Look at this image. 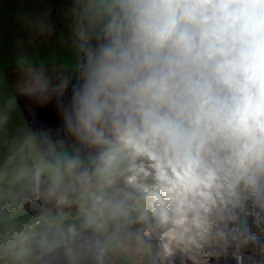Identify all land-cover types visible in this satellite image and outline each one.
I'll list each match as a JSON object with an SVG mask.
<instances>
[{"label": "clouds", "instance_id": "9594fccd", "mask_svg": "<svg viewBox=\"0 0 264 264\" xmlns=\"http://www.w3.org/2000/svg\"><path fill=\"white\" fill-rule=\"evenodd\" d=\"M82 15L84 59L62 116L88 152L55 170L47 191L58 205L77 197L79 225L40 246L69 264H105L120 232L163 260L255 251L264 0H84ZM28 185L40 195L39 174Z\"/></svg>", "mask_w": 264, "mask_h": 264}, {"label": "crops", "instance_id": "0c3cea01", "mask_svg": "<svg viewBox=\"0 0 264 264\" xmlns=\"http://www.w3.org/2000/svg\"><path fill=\"white\" fill-rule=\"evenodd\" d=\"M84 0H0V263L69 264L66 253L47 251L40 241L56 225H79L81 204L69 194V203L58 205L47 196L58 179L55 170L76 155L87 156L66 133L63 101L76 83L26 86L22 80L45 78L48 69L78 74L84 59L79 32L85 26ZM39 69L43 71H30ZM39 174L40 195L33 197L28 181ZM61 185L59 191L64 190ZM42 225L27 229L33 219ZM137 228V227H135ZM135 230V229H133ZM43 237L28 240L34 233ZM115 240V238H114ZM113 240V241H114ZM154 243V242H153ZM105 264H118L114 257ZM75 264H87L76 260ZM160 264H193L179 251ZM195 264H264V253L248 250L241 261Z\"/></svg>", "mask_w": 264, "mask_h": 264}, {"label": "rangeland", "instance_id": "374dc122", "mask_svg": "<svg viewBox=\"0 0 264 264\" xmlns=\"http://www.w3.org/2000/svg\"><path fill=\"white\" fill-rule=\"evenodd\" d=\"M30 71H43L39 69H33ZM80 73L78 74H61L58 73V71L51 69H48L44 76L45 78H32L33 76H30L31 78L28 80H22L21 83H23L26 86H38L42 84H52V83H67V82H75L77 81V78ZM59 225H56L53 227L54 233L57 232V228ZM135 227H139L138 225L133 224L131 226V231H135L133 229H136ZM47 233V234H51ZM113 243L118 244V247L116 251L112 252L111 255L114 257V260L117 261L119 264H160L161 258L156 256L155 253H149L145 251L143 248H139L136 245V242L133 238H130L127 235V232H120L116 235L115 240ZM147 262V263H145ZM1 264V263H0Z\"/></svg>", "mask_w": 264, "mask_h": 264}, {"label": "built area", "instance_id": "2783aa9c", "mask_svg": "<svg viewBox=\"0 0 264 264\" xmlns=\"http://www.w3.org/2000/svg\"><path fill=\"white\" fill-rule=\"evenodd\" d=\"M168 191H171V190H168ZM41 225H42L41 220L36 218L27 224V229L30 232H35L39 228V226H41ZM250 231L251 232H258L259 229L255 228V226H251ZM262 249H264V234L260 235V237L257 241L256 250L264 253V251H261ZM248 250H253V249L251 246H249L246 250H243L242 254H239V255L235 254L234 249H229V251L226 255L221 254L219 252L213 253V252L209 251V254L207 256L201 255L199 257L204 263H211V262H215V261H225V260L241 261L245 255V253Z\"/></svg>", "mask_w": 264, "mask_h": 264}, {"label": "water", "instance_id": "95a60500", "mask_svg": "<svg viewBox=\"0 0 264 264\" xmlns=\"http://www.w3.org/2000/svg\"><path fill=\"white\" fill-rule=\"evenodd\" d=\"M43 237V232H37L28 237V240H37Z\"/></svg>", "mask_w": 264, "mask_h": 264}, {"label": "trees", "instance_id": "16d2710c", "mask_svg": "<svg viewBox=\"0 0 264 264\" xmlns=\"http://www.w3.org/2000/svg\"><path fill=\"white\" fill-rule=\"evenodd\" d=\"M50 232H52V230H50V229H45V233H50ZM145 263H147V262H145ZM119 264V263H118Z\"/></svg>", "mask_w": 264, "mask_h": 264}]
</instances>
